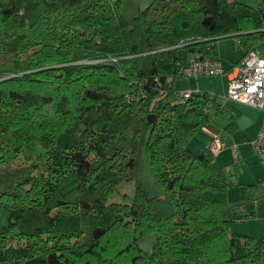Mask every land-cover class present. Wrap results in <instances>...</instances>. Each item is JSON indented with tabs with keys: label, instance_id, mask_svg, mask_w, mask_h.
Here are the masks:
<instances>
[{
	"label": "trees",
	"instance_id": "16d2710c",
	"mask_svg": "<svg viewBox=\"0 0 264 264\" xmlns=\"http://www.w3.org/2000/svg\"><path fill=\"white\" fill-rule=\"evenodd\" d=\"M252 1L152 0L130 21L123 0H0V264H264V235L231 229L232 175L189 147L218 96L174 88L222 38L264 53ZM124 181L133 200L112 201Z\"/></svg>",
	"mask_w": 264,
	"mask_h": 264
},
{
	"label": "rangeland",
	"instance_id": "374dc122",
	"mask_svg": "<svg viewBox=\"0 0 264 264\" xmlns=\"http://www.w3.org/2000/svg\"><path fill=\"white\" fill-rule=\"evenodd\" d=\"M151 1L152 0H123L122 12L128 20L132 21L136 13ZM242 1L250 4L253 3L252 0ZM196 80L197 78L192 76H183L176 79L174 88L178 92L181 91L180 93L196 90L191 89L196 88V86H191ZM223 80L224 74L199 78L198 83L201 87H205L204 90L211 87L215 89L216 87L214 95L218 96V101L223 102L221 105L222 112L217 115L215 113V106H212L211 112L214 111L215 115L207 125L194 135L189 147L197 152L198 149L210 143L213 134H218L220 136L221 132H225L226 127H231L233 125V130L231 129V133L233 134L232 140L228 143L225 142L223 151L215 156V158L218 160L216 168H222L229 172L233 180L237 183L230 188L229 192V200L234 202L242 197L243 186L251 185L253 186L252 188L257 186V189L260 188L264 191V164L256 155L252 142L262 122L263 115L257 108L225 98ZM233 121L236 123V126ZM234 146H237V149H234ZM139 176L147 186L151 195L157 196L163 193V187L157 180L145 151L142 153L140 160ZM135 190L136 186L134 181H124L118 185L115 192L111 195V200L131 202ZM248 193L250 194L251 192ZM245 197L246 196H244V198ZM241 225L243 224L235 225L233 228L234 231L239 229ZM156 237V233L146 235L141 240V246L144 249H149L155 242Z\"/></svg>",
	"mask_w": 264,
	"mask_h": 264
},
{
	"label": "built area",
	"instance_id": "2783aa9c",
	"mask_svg": "<svg viewBox=\"0 0 264 264\" xmlns=\"http://www.w3.org/2000/svg\"><path fill=\"white\" fill-rule=\"evenodd\" d=\"M181 71L185 76L195 78L224 74L228 80L225 98L260 109L264 114V53L260 49H251L228 68L221 57L194 54L184 62ZM191 91H184L182 94L189 96ZM208 147L213 153L222 150L224 144L221 137L215 135ZM253 147L264 164V116L260 130L253 140Z\"/></svg>",
	"mask_w": 264,
	"mask_h": 264
},
{
	"label": "crops",
	"instance_id": "0c3cea01",
	"mask_svg": "<svg viewBox=\"0 0 264 264\" xmlns=\"http://www.w3.org/2000/svg\"><path fill=\"white\" fill-rule=\"evenodd\" d=\"M212 51H213V53L211 55L221 57L225 67H227V68L230 67L231 65L235 64L244 55V49L240 46L238 38L233 37V36L228 37V38H222V39L218 40ZM191 55H194V54L190 53L188 56H186L184 58L185 62L188 61V59ZM201 77H203V76H201ZM199 78L200 77L197 78V80L194 84H191V86H196V88H191V89L200 90V89L205 88V87H201L200 84L198 83ZM223 81H224V86H225L224 94H226L228 80H227V77L225 75H224ZM207 89L212 94H214L216 87H215V89H213V87L207 88ZM192 91H194V90H192ZM219 102H220L219 107L222 110L221 105L223 104V102H221V101H219ZM211 108H210V110H211ZM262 115L264 116L263 112H262ZM262 121H263V119H262ZM233 123L236 126V123L234 121H233ZM261 124H262V122H261ZM261 124L259 126L257 133L260 130ZM232 127H233V125L231 127L228 126V127H226L225 132L220 133V137L224 141L223 144H225V142L228 143L230 140H232V138H233V134L231 133V131L233 130ZM257 133H256V135H257ZM215 135H218V134H213V137ZM191 143H192V140L190 141L189 146ZM208 146H209V144L205 145L204 147H208ZM204 147H201L197 151H200ZM222 151H223V149L220 150L219 152L214 153V159L212 161V165L215 169H217L216 164L218 163V160H217V158H215V156L220 154ZM218 168H220V167H218ZM252 187L253 186L246 188L245 186H243L242 197L240 199L234 201V202L230 201L232 204L239 203V207H238L239 213L236 216L237 220L235 219V221L232 223L231 229H232V231H234L233 228L235 225L243 224L239 227V229H236V230H238L237 232H244V233H247V234L254 236V237H261L264 235V191H262L260 188L257 189V186H254L255 188H252ZM229 192H230V189H229ZM248 192H251V193L249 194ZM229 196H230V194H229ZM244 196H246V197L244 198Z\"/></svg>",
	"mask_w": 264,
	"mask_h": 264
}]
</instances>
